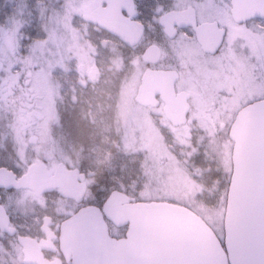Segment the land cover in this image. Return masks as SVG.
<instances>
[{
	"label": "flooded vegetation",
	"instance_id": "obj_1",
	"mask_svg": "<svg viewBox=\"0 0 264 264\" xmlns=\"http://www.w3.org/2000/svg\"><path fill=\"white\" fill-rule=\"evenodd\" d=\"M133 1L135 8L132 14L127 9H123L122 15L144 25L142 39L135 46L126 43L127 48L132 52L133 70L135 71L137 64L141 70L134 96L135 103H137L141 78L148 70L177 71L179 77L174 85L175 90L177 93L183 91L190 93L187 121L180 126L171 124L164 113L166 102L162 97L163 85L149 86L148 92L156 104L144 106L137 103L143 106L151 116L157 114L164 118L162 124L166 134L178 131L191 139V142L185 145L172 142L167 144L168 146L165 145V148L172 151L174 148L185 150L184 153L180 152V155L185 157L181 163L177 165L173 160L175 168L185 180H188V173H194L195 179H199V191L195 195L192 190L180 186L182 193L176 195V200L170 203L179 204L200 214L212 227L215 226L214 221L218 222L219 218L211 214L207 216L205 212L223 207L224 217L220 219L222 222L218 223L226 226L234 170L232 155L234 141L231 138L230 129L242 108L264 99V18L235 21L231 10L232 0H230L228 16L223 17L219 14L202 19L199 17L196 4L191 2L176 9L166 10L161 8V3L154 1ZM101 5L107 6V0L95 2L90 9L82 13V16L90 14ZM191 5L196 11L197 26L216 21L219 23V28L224 31L221 45L213 52L202 49L193 26L175 25L176 36L170 37L166 35L165 28L160 23L161 17L169 11L187 9ZM92 25L103 29L96 24ZM103 30L110 34L107 30ZM192 44L198 48L195 57L188 56V49L185 47ZM150 45L161 48V57L157 63L145 61L143 58ZM0 60L4 64L3 71L0 73L3 79L0 95V113L2 114L0 129L2 134L11 133V129L14 126L17 127L16 123H18L20 131L25 133L24 142L27 143V133L40 129L44 96L39 94L40 92L37 94L33 86H28L29 74L22 66L12 70L4 59ZM98 73L95 67L93 71H90L91 78L93 76L95 78ZM27 146L29 145L27 144L26 147L23 145L22 148ZM54 146L55 149L60 147L59 143H54ZM13 149V157H9L8 152H0V264H73L72 260L66 259L61 249V226L80 209L87 205H96L95 202L88 201L91 193L89 172L64 161L65 157L62 160L55 157L53 160L57 163L50 166L48 161L52 152H48L49 150L44 149L46 153L34 156L30 161L28 153L21 150L22 158L18 152L19 147ZM41 162L47 165L50 174H53L61 164L69 170L78 168L84 172L85 183H87L85 197L81 201L77 198L64 197L59 187L52 191L43 190L40 195H36L32 188L24 186L18 188L5 182L12 178L19 181L27 174L32 164ZM204 195H211L216 199L207 198ZM220 198L221 204H219ZM105 200L100 207H103ZM96 206L99 207V205ZM108 224L111 236L122 238L125 235L127 227L119 228L118 233H113L115 226L111 222ZM122 230L125 231L121 234Z\"/></svg>",
	"mask_w": 264,
	"mask_h": 264
},
{
	"label": "rangeland",
	"instance_id": "obj_2",
	"mask_svg": "<svg viewBox=\"0 0 264 264\" xmlns=\"http://www.w3.org/2000/svg\"><path fill=\"white\" fill-rule=\"evenodd\" d=\"M97 1L101 0H0V59L12 70L22 66L29 74L28 86L44 96L40 129L27 133V143L18 123L11 133L2 134L0 129V152L13 157V148L19 147L21 157L22 150L32 161L49 150L50 166L57 163L55 157H65L64 161L89 172L88 201L96 204L98 192L105 187L106 196L117 189L140 202L176 200L182 193L180 186L196 195V175L188 173L189 182L175 168L174 161L181 163L185 157L180 152L185 150L165 148L191 139L178 131L166 134L164 118L151 116L135 103L141 70L139 64L133 70L132 52L120 38L88 24L82 16ZM149 1L161 3L166 10L191 2L201 19L228 16L230 7V0ZM185 47L188 56L195 57L197 46ZM95 67L99 73L91 79ZM54 143L60 147L55 149ZM222 208L205 213L222 222ZM218 222L214 221L215 228L223 233L225 243L224 225ZM115 228L112 232L118 233Z\"/></svg>",
	"mask_w": 264,
	"mask_h": 264
},
{
	"label": "water",
	"instance_id": "obj_3",
	"mask_svg": "<svg viewBox=\"0 0 264 264\" xmlns=\"http://www.w3.org/2000/svg\"><path fill=\"white\" fill-rule=\"evenodd\" d=\"M134 8L133 0H107V6L101 5L83 18L135 46L143 37L144 25L122 15L123 9L132 14ZM231 10L238 22L264 18V0H232ZM160 23L170 37L176 36L175 25L193 26L206 52L215 51L224 36L216 21L197 26L192 5L169 11ZM160 57L161 48L156 45H150L143 55L145 61L153 63ZM3 68L0 60V73ZM178 77L175 70H148L136 98L144 106L156 104L149 86L163 85L164 113L176 126L186 123L190 109V93L175 90ZM230 134L234 170L225 243L200 214L189 208L167 201L134 202L127 193L114 189L103 207L87 205L62 224L61 249L66 259L73 264H264V99L241 109ZM85 180L86 174L78 168L69 170L61 164L50 174L41 162L32 164L19 181L12 178L5 182L32 188L36 195L59 187L62 196L81 201L87 192ZM109 222L118 228L127 227L125 235L111 236Z\"/></svg>",
	"mask_w": 264,
	"mask_h": 264
},
{
	"label": "trees",
	"instance_id": "obj_4",
	"mask_svg": "<svg viewBox=\"0 0 264 264\" xmlns=\"http://www.w3.org/2000/svg\"><path fill=\"white\" fill-rule=\"evenodd\" d=\"M74 166H76L77 167V164H74ZM105 189H106V187H105ZM100 190L98 193L101 195L100 196V198L98 197V204H96V205H99V206H102L101 204H102V202H103V200H104V198H107L108 196H109V194L106 196V194H105V192H107V190ZM131 197V196H130ZM131 199H132V201H134V202H140L139 200H137L135 197H131ZM199 213H201V212H199ZM203 214V213H202ZM213 228H214V230L216 231V233L218 234V236H219V238L221 239V241L223 242L224 240H225V236L223 235V233L221 234V233H219V231L215 228V226H213ZM115 230H116V228H115ZM223 231L225 232V225L223 226Z\"/></svg>",
	"mask_w": 264,
	"mask_h": 264
}]
</instances>
